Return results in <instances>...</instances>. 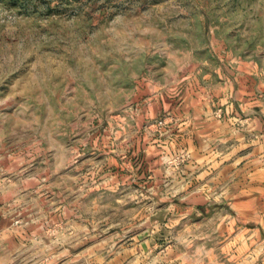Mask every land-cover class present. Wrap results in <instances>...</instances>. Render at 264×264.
<instances>
[{
  "label": "rangeland",
  "instance_id": "374dc122",
  "mask_svg": "<svg viewBox=\"0 0 264 264\" xmlns=\"http://www.w3.org/2000/svg\"><path fill=\"white\" fill-rule=\"evenodd\" d=\"M0 264H264V0H0Z\"/></svg>",
  "mask_w": 264,
  "mask_h": 264
}]
</instances>
